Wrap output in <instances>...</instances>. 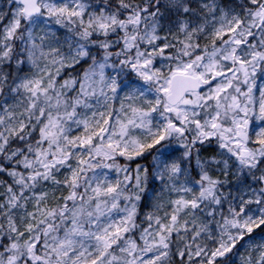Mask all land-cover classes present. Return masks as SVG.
<instances>
[{
    "label": "snow or ice",
    "instance_id": "obj_1",
    "mask_svg": "<svg viewBox=\"0 0 264 264\" xmlns=\"http://www.w3.org/2000/svg\"><path fill=\"white\" fill-rule=\"evenodd\" d=\"M0 264H264V0H0Z\"/></svg>",
    "mask_w": 264,
    "mask_h": 264
}]
</instances>
